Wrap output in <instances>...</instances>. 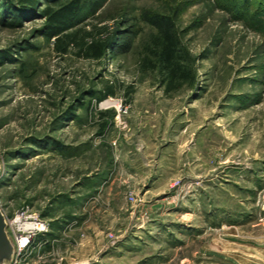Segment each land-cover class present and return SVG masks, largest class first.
Instances as JSON below:
<instances>
[{"label": "rangeland", "instance_id": "rangeland-1", "mask_svg": "<svg viewBox=\"0 0 264 264\" xmlns=\"http://www.w3.org/2000/svg\"><path fill=\"white\" fill-rule=\"evenodd\" d=\"M55 2L0 0V209L45 228L14 264H264V0H88L59 40Z\"/></svg>", "mask_w": 264, "mask_h": 264}, {"label": "trees", "instance_id": "trees-1", "mask_svg": "<svg viewBox=\"0 0 264 264\" xmlns=\"http://www.w3.org/2000/svg\"><path fill=\"white\" fill-rule=\"evenodd\" d=\"M67 1V2H63ZM18 6L34 8L38 0H16ZM82 2H85L83 4ZM88 0H56L54 7H46L41 10L40 14L46 18L49 25L48 38H55L59 40V36L64 35L65 38H71L67 31L76 27L79 22L76 20L82 8L86 6ZM93 11L99 8L98 3H88ZM23 9V8H22ZM148 23L154 27L159 35L157 43V52L155 54L157 63L161 73L165 77V92L177 90L188 77L187 69L182 65L181 57L179 56V46L176 40L174 26L172 20L168 17L154 16L149 18ZM116 43L117 49H122L121 52H127L130 49L129 44L123 41ZM114 46H109L107 50ZM94 52H97L98 47H91ZM110 54V53H109ZM181 80V81H180ZM113 94V92H109Z\"/></svg>", "mask_w": 264, "mask_h": 264}, {"label": "built area", "instance_id": "built-area-1", "mask_svg": "<svg viewBox=\"0 0 264 264\" xmlns=\"http://www.w3.org/2000/svg\"><path fill=\"white\" fill-rule=\"evenodd\" d=\"M17 219L21 220L24 223V225L33 224V226H31V228L29 229L20 227L18 222L16 221ZM6 223L8 226L6 227L8 237L10 238V234H11L13 236V239L17 242L14 244L10 238L13 244V247H14V259H13V264H14L15 258H17L22 252L25 253V250H27L28 244L37 235V233L44 230L45 228H44L43 222L37 219V217L32 216V215H26V213L23 211L18 213L16 218L14 220H10V222L9 220L6 219Z\"/></svg>", "mask_w": 264, "mask_h": 264}, {"label": "water", "instance_id": "water-1", "mask_svg": "<svg viewBox=\"0 0 264 264\" xmlns=\"http://www.w3.org/2000/svg\"><path fill=\"white\" fill-rule=\"evenodd\" d=\"M7 223L0 209V264H13L14 247L6 231Z\"/></svg>", "mask_w": 264, "mask_h": 264}, {"label": "crops", "instance_id": "crops-1", "mask_svg": "<svg viewBox=\"0 0 264 264\" xmlns=\"http://www.w3.org/2000/svg\"><path fill=\"white\" fill-rule=\"evenodd\" d=\"M137 169H136V167H135V165L133 166L131 163H129V165L128 166H125V168H124V171H126V173L128 174V176L130 177V179L131 180H133L134 182H137V171H136ZM123 254H125V253H127L125 250H123V252H122ZM149 253H151V252H149V251H146V254H143V255H141L139 252H138V254H136V256H138V257H140L139 259H140V261H142L141 259H144L145 258V260H144V263H142V264H156V263H153L152 261H154L153 259H152V254H149ZM159 256H161V255H159ZM102 257H103V255H102ZM141 257H144V258H141ZM138 259V258H137ZM152 260V261H151ZM139 261V260H138ZM80 264H105V262H103V260H100V261H93V260H90V261H85L84 263L82 262V263H80ZM157 264H159V263H157Z\"/></svg>", "mask_w": 264, "mask_h": 264}, {"label": "bare ground", "instance_id": "bare-ground-1", "mask_svg": "<svg viewBox=\"0 0 264 264\" xmlns=\"http://www.w3.org/2000/svg\"><path fill=\"white\" fill-rule=\"evenodd\" d=\"M17 222H18V224H19L20 227H24L25 229H29V228H31V226H33V224H31V225L25 224L24 225V223L21 220H17Z\"/></svg>", "mask_w": 264, "mask_h": 264}]
</instances>
